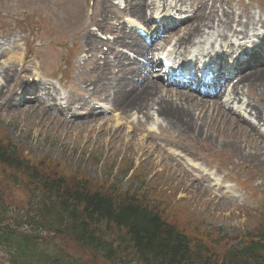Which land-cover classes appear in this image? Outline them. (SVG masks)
Here are the masks:
<instances>
[{"label": "rangeland", "instance_id": "rangeland-1", "mask_svg": "<svg viewBox=\"0 0 264 264\" xmlns=\"http://www.w3.org/2000/svg\"><path fill=\"white\" fill-rule=\"evenodd\" d=\"M88 1L0 0V25L5 29L10 26L11 34L6 36H12L7 38L6 42H11L12 38L19 41L27 37L32 44L29 49L31 51L29 61L25 62L26 66L20 67L22 62L19 64L15 59L22 61L23 59L15 51L13 54H6V57L15 59L10 61L13 63V69L7 76L12 80L11 84L7 85L6 80L0 78L2 81L0 134H7L31 160L41 158L54 160L62 164L63 168L66 166L70 175L81 171L96 181L115 183L122 193L131 190V185L139 186L141 181H145L153 192L152 196H147V199L159 203L158 212L162 214L163 219L181 229H193L200 235L213 234L216 238L227 236L229 241L225 240L224 243L229 245L237 244L235 237L238 234L241 237L249 233L256 234L258 226L264 225V151L262 149L264 130L253 128L254 125L260 126L256 123L258 119H255L254 125H249L245 118L251 121L254 120L253 118L249 119L239 113L237 115L242 123L240 128L251 132L249 134L251 139L247 142L241 135L231 134L233 127L222 119L217 121L209 119L204 124L194 120V127L187 125L179 131L172 130L162 118L159 120L161 128L156 126L158 124L156 120L146 123V126L138 125L137 122H133V115L136 113L134 109L120 110L115 104L114 106L110 104L117 99L115 85L119 71L114 67L116 65L113 63L114 57L110 58L111 68L109 67L103 79L106 91L103 88L96 90L92 87L89 89L90 93H86L89 79L94 81L97 75L93 73L94 64L84 63L89 56L86 55L88 53L83 52L81 37L88 32L87 26L98 28L92 20L96 22L101 20L100 9L105 3L108 7L120 2L127 5L125 12L112 8L113 15L106 22L108 27L103 28L104 31L98 28L106 39L113 38L107 33L109 28L115 29L120 26L118 27L120 36H123L122 29L126 33H131L132 29L126 27V30L120 24L122 19L129 17V13H126L129 12L126 1L135 3V0H94L95 6L92 8L88 6ZM145 1L149 7L152 2L156 4L158 1L161 2V0ZM201 1L183 0V4L177 5L176 10L189 14L200 6ZM218 1L222 2V0ZM219 2L215 4L216 9L220 6ZM223 3V8H220L217 15H221L223 9L224 15L229 18L244 13L252 17L251 21L258 19L264 21V0H224ZM154 8L155 6H151L150 10L147 8L148 16L157 11ZM6 14L9 15L8 18ZM47 25L49 31L46 30ZM49 34L59 45H66L67 59L64 58L59 62L57 59L63 57L62 54H51L45 52V49L36 48L46 43ZM19 45L22 46V43L20 42ZM109 46L100 44L97 56L109 53V50L114 48L120 49L116 48L114 43ZM34 57L42 59L40 70L47 83L46 87L53 85V88L58 89V94L62 95V97L55 95L56 104L63 108L69 107L63 116L57 112L53 116L46 115L45 106L37 107L31 104V101H24L27 104H23L14 112L11 110L14 108H2V104L12 95V90L20 81L27 79V82H32V76L27 70H31L30 66L34 65ZM2 61L0 67L3 64L8 66L9 62L4 57ZM99 64L103 65L104 62L100 61ZM82 65L84 66L80 67ZM156 76L154 73V78ZM36 78L38 77H34ZM260 81L262 86H253L251 89L253 93L246 92L241 98L253 104L257 100L264 104V80L260 79ZM153 83L161 89L166 88L154 79ZM62 98L67 99L66 105ZM77 102H85L86 110L82 111L80 108H84L85 105L79 106ZM24 108L27 110L24 111ZM99 108L105 113L100 114L102 111ZM228 114L234 117L231 112ZM152 126H155V129L151 128ZM236 141L242 142L240 148L235 147ZM248 145L259 150L255 152L245 148ZM190 165L205 172L218 170L212 172L214 178L218 174L216 183L225 185L229 181L230 187L218 191V195L204 191L203 186L196 183L194 175L184 171L183 168H190ZM127 172L129 175H126ZM8 180L10 183L15 182L13 178L7 179L0 174V183L2 182L9 194L5 196L4 192L0 191V196L9 198L5 204L9 206L13 216L17 217V214L23 216L29 210L30 202L27 201L24 193L10 188ZM22 184L24 185L25 182ZM223 195L226 196L222 197ZM36 200L38 199L32 201ZM7 214L11 213L7 212ZM61 244L64 246L63 251L73 256L75 260L81 258L80 260L86 264H105L83 254L67 241ZM2 253L4 252L1 249L0 264H7L9 259Z\"/></svg>", "mask_w": 264, "mask_h": 264}, {"label": "trees", "instance_id": "trees-1", "mask_svg": "<svg viewBox=\"0 0 264 264\" xmlns=\"http://www.w3.org/2000/svg\"><path fill=\"white\" fill-rule=\"evenodd\" d=\"M67 170L51 159L31 160L0 134V174L30 202L15 217L6 209L9 198L0 196V246L11 264H86L63 251V241L105 264H264V225L225 244L227 236L163 219L145 181L122 193L115 183ZM0 191L9 195L2 182Z\"/></svg>", "mask_w": 264, "mask_h": 264}, {"label": "bare ground", "instance_id": "bare-ground-1", "mask_svg": "<svg viewBox=\"0 0 264 264\" xmlns=\"http://www.w3.org/2000/svg\"><path fill=\"white\" fill-rule=\"evenodd\" d=\"M182 1L183 0H173V3H177L175 5L177 7V5L183 4ZM201 2L202 3L200 6L193 10L191 17L187 19V21L190 20V24L181 29L178 33L162 38L164 42V44H162V48L163 51H166L168 45L171 42L170 40L174 37H177L173 47L167 52L168 56H185L197 63L200 62V57L192 54L193 48L197 47L203 49L209 45L214 46L216 44H226L228 46H234V49H243L244 44H237L238 42L250 41L251 43L255 44V41L251 40V33L260 31V29H264V21L260 19L257 21H251L252 17H249L244 13L237 14L229 18L227 15H224V10L222 9V14L217 15V12H220V8H223V2H219L218 0H202ZM218 2L220 6H218L216 9L215 4ZM126 3L129 5V12L126 13H129L130 18L132 17L137 21L139 20L146 24L147 8H150L153 5L149 7L145 0H135L134 4L133 2L131 3L129 1H126ZM228 6L231 7L230 5ZM176 7L174 10H176ZM112 8L114 9V7H108L106 3L103 4L102 9H100L101 20L98 21L99 23L95 20H92L93 24L101 28H107L108 26L106 22L112 17L114 12ZM126 10L127 8L124 11ZM179 15L183 16L187 14L179 10ZM222 16L224 17L222 18ZM220 18L224 20H221ZM243 20H245V22H243ZM122 30V38H120L118 29L115 30L109 28L107 30L110 35L117 36L116 40H113L114 46H116V48H124L133 55H136L138 58H143L149 61L152 54L156 52V48L150 49L146 47L145 44L142 43V40L138 39V37L131 33H126L124 29ZM50 37L52 36L50 35ZM254 37H258V35H254ZM14 41L16 42V40L12 38L11 42L9 43L15 46L16 44ZM81 42L85 46L84 53L92 55V58L88 61V63L89 65L94 64L93 69L95 70H93V73L97 75V78L94 81L89 79L90 82H88V84L86 83L88 86H86L85 92L90 93L89 89L92 87L96 88V90L103 88V90L106 91L105 87L103 86V79H105L104 77L107 75V71L111 64L110 56L114 57L113 63H116L114 67L119 71L115 85V97L117 99H114L110 104L112 106L115 104L116 108H120V110L125 108L134 109L136 113L133 115L135 118L133 122H137L138 125L144 124L146 126V123L156 120L158 122L157 127L161 128V123L159 120L162 118L172 130L179 131V129L186 128L187 125L194 127V120L200 121L202 122L201 124H204L205 121L209 119H214L215 121H217V119H222L233 127L231 129V134L241 135L245 142L251 139L249 136L251 132H248V130L245 128H240L242 123L241 120L237 118L238 114L228 111L234 116L232 117L226 111L227 109L224 108L228 105V103H223V95L221 93L216 95L215 101L210 102V104H204L203 102L198 101L196 98L183 96V93L179 90L165 88L161 89L159 86L153 83L152 76L154 68L157 64H153L152 61H150L148 65L141 66L136 59L131 60L130 58L129 60L122 51H119L115 48L109 50L110 53L108 54H102L104 57L103 59H98L97 54H99V52L97 49L99 45L102 44L107 46L110 44V42H100L91 33L84 35L81 38ZM2 43L5 42H0V46L2 47L1 49L4 47V44ZM215 55L217 57L224 56L219 52H216ZM258 57L260 58V56ZM7 61L9 62L7 63L8 66H4L6 64H3L2 67H0V78H2V80H6V84L10 85L12 80H10V77L7 76L12 72L13 63H10V58H7ZM16 61L20 62L18 59H16ZM100 61H103L104 64L100 65ZM247 71L248 72L246 73L243 72L239 74L237 83L233 84L230 90H226L228 92L229 101H231L232 104H234L236 101H238V104L242 103L244 99H242L241 96H243L246 92L253 93L251 90L253 86H262V84H260V79L264 80V64L258 65L252 71ZM1 83L2 81L0 80V87L2 86ZM54 94L59 97V94L56 90H54ZM162 94H165V96ZM106 99H108L107 96ZM14 100L15 98L10 95L8 100L2 104V108H14L11 110L13 112L16 111L21 106L13 105ZM66 100L67 99L65 98L64 102ZM55 103L56 101L53 100L47 92H44L42 95L38 96L34 102L37 107L45 106L46 115L49 114L53 116V114L57 112L59 115L63 116L64 113ZM83 104L85 107L80 108L82 111L86 110V103L77 102V105L79 106H82ZM92 104H94V102ZM103 107L107 109L105 104H103ZM26 110L27 109L24 108V111ZM24 111L20 112L22 113ZM237 111L244 113L246 117H249V119H254L251 121L245 118L249 125H254L253 122H255V119H258L256 123H258L257 125L260 126L254 125L253 128L264 130V104L261 101L257 100L254 104L253 102H244L242 106L238 107ZM20 112L17 113L20 114ZM240 143L242 144V142L236 141L234 143L235 147L237 146L240 148ZM262 147L264 151V139ZM245 148L255 152L259 150L257 147H252V145L245 146ZM192 171L198 173L197 168L192 169ZM195 178L196 183L199 185L206 184V186H203L205 190L209 188L207 185L208 177L205 173H198Z\"/></svg>", "mask_w": 264, "mask_h": 264}]
</instances>
